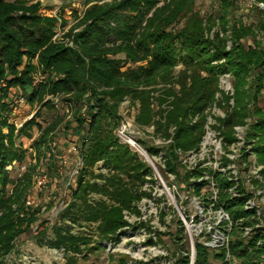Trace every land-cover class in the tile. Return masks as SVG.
<instances>
[{"label":"trees","instance_id":"trees-1","mask_svg":"<svg viewBox=\"0 0 264 264\" xmlns=\"http://www.w3.org/2000/svg\"><path fill=\"white\" fill-rule=\"evenodd\" d=\"M213 1L217 13L209 14L204 22L195 10V0H81V18L63 35L72 39L74 47H68L62 39H54L66 25L60 15L41 14L39 1L0 0V117L8 110L2 100L17 86L27 91L30 104L41 105L51 95L75 109L74 134L79 137L82 167L74 186L67 187L68 202L57 221L48 230L39 225L38 246L63 249L68 264H74V255H81L84 249L96 250L104 242L118 241V231L127 226L123 212L138 215L137 204L152 197L144 189L154 183L152 169L115 136L118 108L125 100L137 103L136 124L154 126L155 135L164 140L172 137L175 147L184 152L197 151L204 134V112L214 102L227 107L230 101L223 94L216 100L215 95L221 93L219 77L231 74L234 106L216 120L225 131V141L231 143L233 128L254 116L249 144L264 164V104L259 105L264 96V51L241 43L253 37L252 27L237 19L228 21L230 11L240 8L235 0ZM258 4L264 7V0H254L256 10H260ZM75 29L80 30L73 33ZM229 30L231 36H227ZM229 38L233 45L227 50ZM178 65L182 69L175 74ZM38 75H46L45 81L30 87ZM250 76L253 80L246 89ZM42 108L52 105L45 102ZM59 122L42 129L34 143L39 152ZM7 126L0 118V259L39 221L37 210L25 207L31 172L13 180L5 170L15 159H24L13 141L14 128ZM34 127L41 130L32 120L19 135L30 136ZM149 152L158 150L151 147ZM53 164L51 161L49 168L56 175ZM226 172L198 169L190 172V178L184 176L187 189L196 196L203 189L208 198L214 196L207 203L214 210H224L231 223L226 249L214 251L195 242L194 264H264V215L258 207H247L254 195ZM212 184L215 193L208 191ZM178 223L180 231L173 243L180 256L175 264H189L187 235L181 221ZM91 224L96 225L98 238L92 248L90 234L73 231ZM247 228L250 233L245 235ZM227 254L229 261L225 260Z\"/></svg>","mask_w":264,"mask_h":264},{"label":"rangeland","instance_id":"rangeland-1","mask_svg":"<svg viewBox=\"0 0 264 264\" xmlns=\"http://www.w3.org/2000/svg\"><path fill=\"white\" fill-rule=\"evenodd\" d=\"M35 1H39L42 5L41 14L49 17L60 15L62 20L66 21L64 30L61 28L57 31V38L54 39H62L61 43L68 47H74L72 39L64 38L63 35L73 28L81 18L78 16L84 9L81 0ZM195 1V10L200 12L204 22L209 14L215 15L217 13L218 6L213 0ZM235 1L240 8L230 11L228 21L233 23L237 19L243 25L252 27L253 37L244 39L241 43L244 44L245 48L251 47L258 51H264V12L261 13L260 11L264 10V7L258 6L260 10H256L253 0ZM79 30L75 29L73 33H77ZM227 36H231L230 30ZM232 45L233 41L229 38L227 50H230ZM141 64L144 63H136L135 65ZM128 67L132 66L128 64ZM181 69V66L178 65L175 68V74ZM45 79L46 75L33 77L30 87L39 86ZM252 80L253 76L247 78L246 89L251 85ZM229 82L232 89L230 92H225L218 79V88L221 93L215 95L216 100H219L222 94L231 97L227 107L225 103L218 106L214 102L204 112L206 121L201 142L204 141L205 152L202 153L199 152L201 142L197 151L188 152L175 147L172 137L170 143L156 145L153 140L154 137L159 140L164 139L155 135L154 130L148 129L147 126L136 124L137 103L125 100L120 104L117 128L131 122L133 126L142 131L141 135L136 137L142 141L144 146H152L158 151L161 150L165 156L162 159L158 155L154 156L153 161L157 169V173H154V183L144 186L146 191L151 192L152 197L150 199L144 198L137 204L138 215L123 212L127 226L118 231V233L120 232L119 240L104 242L100 249H84L81 255H74L76 259L74 264H175L176 259L180 256L179 252L175 251L176 248L173 243L174 236L180 231L178 221H181L186 229L190 244V237H195L200 229L206 228L213 221H218L220 217L218 210H214V205L207 203V191L203 189L200 196H196L187 189L184 176L188 175L190 178V172L194 170H218L223 173L230 171L234 178L243 183L247 190L254 195L253 202L264 215V164L259 163L249 144L251 127L256 118L249 115L244 120L243 125L235 126L231 134L234 140L231 143L225 141V131L219 127L216 120V118L225 116V111L229 106L231 108L234 106V79L231 74H229ZM2 86H5V83H2ZM10 90L13 94L9 92L8 96L2 100L8 110L0 118L5 120L8 126L14 128L13 141L17 151L23 154L24 159L21 162L15 159L5 167V170L13 180L20 178L28 170L31 172V187L25 207L37 210L36 217L39 221L31 227L29 232L14 242L13 251L0 259V264H68L67 255L63 249L40 247L35 239L40 236H38L39 230L42 229L39 227L40 224L43 229L48 230L57 221L58 214L68 202L70 192L67 187L68 185L74 186L76 174L79 171L75 149H78L80 144L79 137L74 134L77 126L72 117L75 109L68 107L66 103L61 101V98L51 95H46L43 103H51L52 108H42L43 103L40 105L28 102L25 89L17 86ZM263 104L264 96L259 101L260 106ZM251 105L249 104V108ZM229 110L231 109L229 108ZM84 113L85 109L81 110V116ZM32 120L39 123L41 130L34 127L30 131V136L19 135L23 126ZM58 120L60 121L59 124L50 134V139L46 143L45 147L47 148L43 146L42 152H39L34 143L40 137L42 129L53 122L57 123ZM196 120L197 117L194 118L193 122ZM236 127L240 128L237 130L239 132L235 131ZM173 131L174 128L169 130L171 134ZM206 131L211 134L205 135ZM3 132L6 135L7 128ZM169 154L170 158L168 157ZM51 161L54 162L52 167L56 171V175L52 174V170L49 168ZM98 171L99 167L95 169V172ZM41 179H44V182L42 185H38L37 182ZM10 187L8 186V189ZM212 190L211 187L208 191ZM94 198L98 199L99 197L94 196ZM213 199L214 196L208 198V200ZM261 219L264 221V217ZM95 229L96 225L91 224L80 228L74 227L73 231L90 234L93 243L89 247L92 248L98 240L97 235L94 234Z\"/></svg>","mask_w":264,"mask_h":264},{"label":"built area","instance_id":"built-area-1","mask_svg":"<svg viewBox=\"0 0 264 264\" xmlns=\"http://www.w3.org/2000/svg\"><path fill=\"white\" fill-rule=\"evenodd\" d=\"M258 6L263 7L262 4H258ZM219 83L225 92L231 91L232 87H231V84L229 82V74L221 75L219 77ZM147 128L150 130H154V126H152V125L148 126ZM239 129H240L239 127H236L235 131H237ZM237 132H239V131H237ZM141 133H142V131L140 129H137L135 126H133V124H131V122L123 124L115 130V136L117 137L119 143L127 145L134 153H136L139 156V158H141L144 162H146L149 165V167L153 171V174L157 173V169H156V166L154 164L153 158H154V156L158 155L160 157V159H162L165 155H164L163 151H161V150H159L155 154L150 153L149 148H151L152 146L151 147L144 146L142 141L136 137V136H140ZM208 134L210 135L211 133L206 131L205 135H208ZM153 140H154V143L156 145L171 142L170 139L169 140H159V139H155V137L153 138ZM200 145L201 146H200L199 152L200 151H201L200 153L205 152L204 151V148H205L204 141H202ZM152 148H154V147H152ZM75 151H76V155L78 157V162H79L78 166L80 169L82 166V158H81L80 150L78 148V149H75ZM64 163H65V161H64ZM43 182H44V179H41L37 183H38V185H42ZM211 187L213 189L212 191L215 193L216 190L214 189V185L212 184ZM247 207L252 208V207H258V206L255 205L253 200H250L247 202ZM258 209H260V208L258 207ZM218 212L220 214L218 221H213L212 223H209L206 228L200 229L198 231V233L195 234V237H193V238L190 237L189 264H194L195 242L196 241L198 243L202 244L203 246H205L211 250H214V251H218L222 248H224V249L227 248V243H228L227 231L230 230L231 223H230L229 215L224 210L219 209ZM263 226H264V221H263ZM185 232H186V229H185ZM249 233H250V229H248V228L245 229L244 234L248 235ZM186 235H187V233H186ZM187 240H188V237H187ZM225 260H228V261L230 260L229 254H227Z\"/></svg>","mask_w":264,"mask_h":264}]
</instances>
